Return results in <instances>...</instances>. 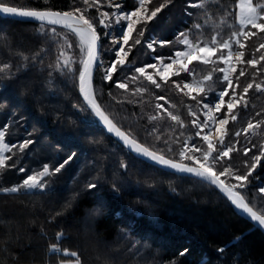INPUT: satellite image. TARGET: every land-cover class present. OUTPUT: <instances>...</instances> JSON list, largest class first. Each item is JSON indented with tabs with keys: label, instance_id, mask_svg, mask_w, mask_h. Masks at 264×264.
I'll use <instances>...</instances> for the list:
<instances>
[{
	"label": "snow or ice",
	"instance_id": "1",
	"mask_svg": "<svg viewBox=\"0 0 264 264\" xmlns=\"http://www.w3.org/2000/svg\"><path fill=\"white\" fill-rule=\"evenodd\" d=\"M41 5L20 7L0 0V15L33 25L35 34L45 41L31 55L15 53L20 58L15 72L11 63L0 64V78L14 80L21 68L28 70L29 65H39L38 70L43 73L44 62L54 49L55 60L47 64L45 86L52 90L71 82L78 93L71 106L85 116L79 123L85 129L102 126L122 152L120 171L113 173L110 182L113 198H119L128 187L129 169L135 168L137 186L143 183L154 187V177H167L169 190L176 193L172 185L187 182L230 205L235 215L252 223L250 231L257 227L264 230V184L258 187L259 206L250 202L247 195L252 180H259L254 172L258 167L264 169V142L257 145L249 139L264 136V111H256L255 117L241 130L232 133L227 127L237 121L241 109L247 112L250 90L264 95V0H232L230 5L223 0H185L183 16L172 39H158L154 34L159 14L174 6V0L160 3L134 0L131 7L124 0H71L66 7L41 0ZM225 29L229 33L227 37ZM253 38L259 43L249 57L246 42ZM145 45L154 55L142 65L130 62L133 49ZM156 45L171 46L173 51L170 55L156 54ZM200 66H204L203 69ZM248 76L251 79L242 84L241 78ZM217 82L221 85L219 89ZM113 89L118 90L121 97L116 99L117 104L142 109L147 105L152 109L139 114L140 119L146 117L149 126L145 140L125 130L100 103L105 90L112 97ZM24 91L27 94L29 89ZM168 92L184 98L181 103L191 118L194 130L191 134L186 131L188 124L177 105L162 94ZM8 103H12L15 110L8 122L0 125V172L17 169L23 176L19 183L0 187V197L49 196L55 191L51 178L61 174L83 154L79 142L73 136L58 139L56 147L67 152L66 158L57 159L56 163L44 162L41 168H29L24 161L35 154L33 146L38 139L27 131L26 115L16 119L17 110L23 106L0 85V108ZM13 127L17 130L24 127L27 138L11 142L8 136ZM242 133L251 145L242 150L246 158L251 153L250 159L243 161V172L233 166L234 157L230 155L241 150L238 144ZM88 140L98 143L92 137ZM105 182H109L106 175ZM85 187L89 194L93 189L100 190L98 183L89 182ZM78 197L79 193L74 194L63 211L55 212L47 222L58 225L56 218L76 206ZM252 199L255 200V196ZM100 212V207L85 209L81 223L86 234L95 235L92 217L99 216ZM116 215L119 217L121 213ZM128 230L135 231L131 227ZM245 235L218 247L221 261L228 249L238 246ZM39 236L46 238L43 227ZM48 239L49 264L53 260L55 264H85L79 248L65 246L67 237L63 230ZM149 239L147 234L137 236V242L147 243ZM11 243L10 232H0V264H36L34 260L22 259L21 252L9 246ZM186 254H190V248L182 246L178 257L174 256L167 264H182L179 257ZM239 256V253L233 255L236 264H239Z\"/></svg>",
	"mask_w": 264,
	"mask_h": 264
},
{
	"label": "trees",
	"instance_id": "2",
	"mask_svg": "<svg viewBox=\"0 0 264 264\" xmlns=\"http://www.w3.org/2000/svg\"><path fill=\"white\" fill-rule=\"evenodd\" d=\"M7 2L20 7L42 6L41 0ZM124 2L129 7L134 4V0ZM154 2L160 3L162 0ZM223 2L230 5L232 0ZM51 3L57 7H66L71 0H51ZM184 8L185 0H174V6L170 5L169 9L159 14L157 31L154 34L156 38L172 39L174 29L181 22ZM228 34L225 29V37ZM148 35L149 33H146V36ZM258 43L257 38L246 42V54L249 57ZM44 44L43 38L35 34L33 25L0 17V64L11 63L15 72L20 59L16 52L31 55ZM156 47V54L160 55H170L173 51L171 46ZM152 55L154 54L146 45L136 46L129 60L142 65ZM54 60L53 49L44 62L43 73L38 70L39 65H29L28 70L21 68L17 74L18 78L14 80L0 78V85L7 88L8 95L23 106L17 110L16 119H19L20 115H26L27 131L32 132L33 137L38 139V143L33 146L35 154L29 155L24 161L29 168H41L44 162L56 163L57 159L66 158L67 152L56 147V141L65 136L76 137L83 153L78 161L51 178L52 187L55 189L51 195L20 196L15 199L0 197V232H10L12 243L9 246L20 251L22 259L34 260L36 264H49L48 238H54L57 231L63 230L67 237L65 246L79 248L85 264H167L174 256L178 257V250H182V246L190 248V254L179 257L182 264H236L233 258L236 253L240 254L239 264H264V235L257 228L250 231L253 225L235 215L230 205L226 206L223 200H219L207 190L195 188L187 182H176L172 187H175L177 192L173 193L169 190V178L160 176L153 178L154 187L143 183L137 186L136 169L130 168L126 178L128 187L119 198L114 199L110 182L113 173L120 171L122 152L117 150L113 140L99 126L85 129L79 123L85 116L71 106L78 95L71 82L58 85L52 90L45 86V81L48 80L47 64ZM203 67L200 66L201 69ZM249 79L251 76L241 78L242 84ZM220 86L217 82V89ZM26 88L29 89L27 94L24 91ZM112 92L113 96L109 97L105 90L100 99L102 106L125 130H131L133 135H137L142 141L145 140V131L149 126L146 117L140 119L139 114L142 111L150 112L152 109L147 105L142 109L130 104H117L116 99L121 98L119 92L115 89ZM162 94L167 95L177 105L188 124L186 131L191 134V131H194L191 129V118L187 116V111L181 103L184 98L175 92ZM249 98L247 112L241 109L237 121L230 122L227 126L232 133L246 127L248 120L255 117L256 111H264V95L250 90ZM14 110L12 103L0 108V125L8 122ZM133 113L137 115L134 116ZM88 137L98 143H89ZM24 138H27L24 127H19L18 130L13 127L8 136L13 143ZM249 139L257 145L264 142V136ZM239 140L238 147L241 150L230 155L234 157L231 161L233 166L243 172V161L250 159L251 153L246 158L242 150L244 146L251 145L247 144L243 133ZM105 175L109 182H105ZM22 176L17 169L0 172V187L19 183ZM254 176H259V180H252L249 186L251 190L247 195L250 202L259 206L258 187L264 184V169L258 167ZM89 182L98 183L100 190L93 189L92 194H89L85 187ZM76 193H79L78 204L69 207L63 215L56 218L58 225L49 224V217L57 211H63L65 203L73 200ZM253 196L255 200L252 199ZM73 203L75 204V201ZM94 207L101 208L100 215L92 217L95 235L86 234L81 217L85 209ZM117 212L121 213L119 217ZM42 227L46 233L44 239L39 236ZM129 227L135 231L130 233ZM144 234L149 236V241L137 242V236ZM241 234H246L243 240L238 246L230 247L221 261L218 247L228 244ZM51 264H55V260Z\"/></svg>",
	"mask_w": 264,
	"mask_h": 264
},
{
	"label": "water",
	"instance_id": "3",
	"mask_svg": "<svg viewBox=\"0 0 264 264\" xmlns=\"http://www.w3.org/2000/svg\"><path fill=\"white\" fill-rule=\"evenodd\" d=\"M0 17L1 18H5V19H9V20H13V21H17L18 22V20H15V19H12V18H9V17H5V16H3V15H0ZM99 126V125H98ZM101 129H102V126H99ZM105 133H106V130H103ZM107 134V133H106ZM108 135V134H107ZM112 140H114V138H112V137H110ZM233 209V208H232ZM233 211H234V209H233ZM240 217V216H239ZM244 220H246L247 222H249L251 225H252V223L249 221V220H247V219H244ZM257 229L262 233V232H264V230H261V229H259L258 227H257ZM264 235V234H263Z\"/></svg>",
	"mask_w": 264,
	"mask_h": 264
}]
</instances>
